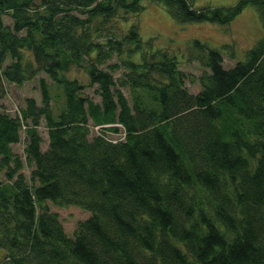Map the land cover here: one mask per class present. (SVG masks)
<instances>
[{
    "label": "trees",
    "instance_id": "1",
    "mask_svg": "<svg viewBox=\"0 0 264 264\" xmlns=\"http://www.w3.org/2000/svg\"><path fill=\"white\" fill-rule=\"evenodd\" d=\"M145 1L181 24L253 5L264 29V0H0V83L44 72L62 91L54 107L41 78L40 104L0 112V264H264V36L231 68L192 40L195 94L179 56L128 27ZM49 202L89 216L69 234Z\"/></svg>",
    "mask_w": 264,
    "mask_h": 264
},
{
    "label": "rangeland",
    "instance_id": "2",
    "mask_svg": "<svg viewBox=\"0 0 264 264\" xmlns=\"http://www.w3.org/2000/svg\"><path fill=\"white\" fill-rule=\"evenodd\" d=\"M238 0H193L195 7H218L229 6L237 3ZM143 10L136 15H132L127 23L128 27L137 24L139 35L142 39H154V43L159 48H168L180 58V68L188 76L186 87L192 93H198L201 89L199 77L204 68L198 61L189 62L187 60L188 50L192 40H201L207 43L211 48L221 51L224 55L223 64L226 68H231L238 61L245 59L247 51L257 44L264 36V29L258 16L257 8L253 5L247 6L243 12L229 25L215 24L212 22H197L181 24L174 20L170 13L154 1H145ZM5 23L11 24L12 19L5 17ZM122 73L117 71L114 73L116 77ZM67 77L76 78L83 84L89 83V76L80 68L73 66L67 73ZM44 78L50 84L51 93L54 97V107L58 100H62L61 88L52 82L47 74L41 72L34 79L25 81L24 85L10 84L6 81L0 83V112L6 111L11 116L18 114L19 109L24 107L25 99L28 97L35 98L38 104L41 103L42 93L40 79ZM96 87L85 88L86 92L95 101H99L100 97L95 91ZM127 99L132 104L130 98V90L123 88ZM61 104V103H58ZM97 130V128L95 129ZM40 132L43 137L42 148L48 149L47 131L44 126H40ZM115 137V136H114ZM118 138V137H115ZM24 132H22V141L13 145L12 149L19 154L22 160L25 159L24 152ZM25 161V160H24ZM24 173L28 176L31 167L24 168ZM0 179L4 180L3 174ZM51 210L60 214L61 221L65 226L67 233L72 234L79 221L85 220L89 216L88 212H83L78 206L60 207L55 203H51Z\"/></svg>",
    "mask_w": 264,
    "mask_h": 264
}]
</instances>
